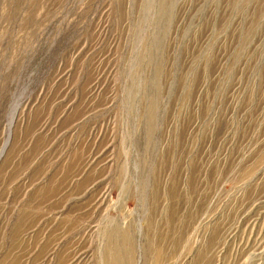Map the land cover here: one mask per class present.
I'll list each match as a JSON object with an SVG mask.
<instances>
[{
    "label": "rangeland",
    "instance_id": "rangeland-1",
    "mask_svg": "<svg viewBox=\"0 0 264 264\" xmlns=\"http://www.w3.org/2000/svg\"><path fill=\"white\" fill-rule=\"evenodd\" d=\"M2 146L0 264H264V0H0Z\"/></svg>",
    "mask_w": 264,
    "mask_h": 264
},
{
    "label": "bare ground",
    "instance_id": "bare-ground-1",
    "mask_svg": "<svg viewBox=\"0 0 264 264\" xmlns=\"http://www.w3.org/2000/svg\"><path fill=\"white\" fill-rule=\"evenodd\" d=\"M15 112V111H14ZM14 112H12L11 113V117H10V121H9V123H8V128H10L11 127V125H12V121H13V119L15 118V113ZM4 146H2V148H1V150H0V155H2V153L4 152Z\"/></svg>",
    "mask_w": 264,
    "mask_h": 264
}]
</instances>
